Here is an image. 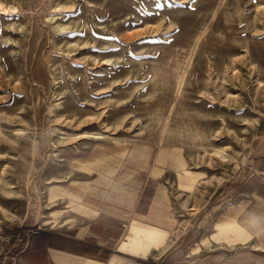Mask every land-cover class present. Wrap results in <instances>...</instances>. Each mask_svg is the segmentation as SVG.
<instances>
[{"label": "rangeland", "instance_id": "1", "mask_svg": "<svg viewBox=\"0 0 264 264\" xmlns=\"http://www.w3.org/2000/svg\"><path fill=\"white\" fill-rule=\"evenodd\" d=\"M106 151L118 174L140 152L143 180L157 163L182 210L264 181V0H0V207L37 213L45 177Z\"/></svg>", "mask_w": 264, "mask_h": 264}, {"label": "crops", "instance_id": "2", "mask_svg": "<svg viewBox=\"0 0 264 264\" xmlns=\"http://www.w3.org/2000/svg\"><path fill=\"white\" fill-rule=\"evenodd\" d=\"M106 152L82 163L87 166L82 179L65 184L67 175L45 177L46 206L40 194L33 197L37 213L27 209L17 216L0 207V235H12L16 227L47 214L44 225L51 226L27 238L22 264H264V181L259 177L236 179L214 200L217 188L202 205L188 203L182 210L160 182L169 176L157 163L148 159L151 174L143 180L138 175L146 159L140 152L132 156L134 169L120 174L112 172ZM177 192L191 199L197 191L190 186ZM59 200L67 203L65 209L58 207Z\"/></svg>", "mask_w": 264, "mask_h": 264}, {"label": "built area", "instance_id": "3", "mask_svg": "<svg viewBox=\"0 0 264 264\" xmlns=\"http://www.w3.org/2000/svg\"><path fill=\"white\" fill-rule=\"evenodd\" d=\"M23 245L20 243L4 244L0 251V264H22L20 262V254Z\"/></svg>", "mask_w": 264, "mask_h": 264}, {"label": "trees", "instance_id": "4", "mask_svg": "<svg viewBox=\"0 0 264 264\" xmlns=\"http://www.w3.org/2000/svg\"><path fill=\"white\" fill-rule=\"evenodd\" d=\"M219 193H220V190H219V192L216 193V195L213 197L212 200H214V199L217 197V195H218Z\"/></svg>", "mask_w": 264, "mask_h": 264}, {"label": "bare ground", "instance_id": "5", "mask_svg": "<svg viewBox=\"0 0 264 264\" xmlns=\"http://www.w3.org/2000/svg\"><path fill=\"white\" fill-rule=\"evenodd\" d=\"M260 3V2H259ZM262 8V7H261ZM5 13V12H4ZM255 26V25H254ZM199 43V42H198ZM246 55V54H245Z\"/></svg>", "mask_w": 264, "mask_h": 264}]
</instances>
